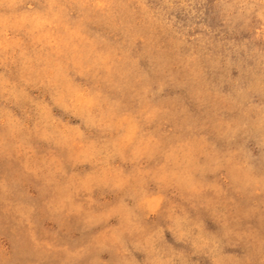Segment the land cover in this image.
<instances>
[{"label":"clouds","instance_id":"9594fccd","mask_svg":"<svg viewBox=\"0 0 264 264\" xmlns=\"http://www.w3.org/2000/svg\"><path fill=\"white\" fill-rule=\"evenodd\" d=\"M0 264H264V0H0Z\"/></svg>","mask_w":264,"mask_h":264}]
</instances>
